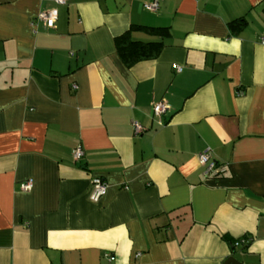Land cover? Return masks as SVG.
I'll return each mask as SVG.
<instances>
[{
	"label": "crops",
	"instance_id": "0c3cea01",
	"mask_svg": "<svg viewBox=\"0 0 264 264\" xmlns=\"http://www.w3.org/2000/svg\"><path fill=\"white\" fill-rule=\"evenodd\" d=\"M153 1L0 0V264H264V0ZM131 26L169 35L127 68Z\"/></svg>",
	"mask_w": 264,
	"mask_h": 264
},
{
	"label": "built area",
	"instance_id": "2783aa9c",
	"mask_svg": "<svg viewBox=\"0 0 264 264\" xmlns=\"http://www.w3.org/2000/svg\"><path fill=\"white\" fill-rule=\"evenodd\" d=\"M51 1L55 7L50 8L48 10H43L39 12V14L35 18V22L41 23L45 29H53L55 27V22L58 16L57 6H62L66 4V0H49ZM144 9L150 12H156L158 9L157 1H153L150 4H144ZM34 25V22H33ZM261 43L264 44V37L261 39ZM177 71H180L181 68L174 66ZM168 107L164 103H158L153 106V113L156 117L159 118L157 121L159 126H163V122L160 120V117L165 114ZM133 131L135 135H138L143 132L142 126L138 123H132ZM73 160L79 161L83 157V151L80 147H77L73 151ZM198 161L200 165L203 167V175L205 177H216L225 172L223 167H219L217 162H215L209 153V150L206 149L198 155ZM91 192L89 194V200L92 203H99L100 200L104 197L107 191V185L100 177H94L91 179ZM32 188V181L28 180L20 185L21 191H29ZM250 239L248 237L240 238L233 242L234 247H245L250 243Z\"/></svg>",
	"mask_w": 264,
	"mask_h": 264
},
{
	"label": "trees",
	"instance_id": "16d2710c",
	"mask_svg": "<svg viewBox=\"0 0 264 264\" xmlns=\"http://www.w3.org/2000/svg\"><path fill=\"white\" fill-rule=\"evenodd\" d=\"M246 22L243 18L237 19L228 24L232 35H236L243 27ZM134 31H142L145 34L158 37H166L169 35L167 28H152L145 26H131L126 32L114 39V46L116 53L121 62L130 68L134 64L154 59L158 56L161 49L163 48L160 42H149L143 43L133 41L131 39V33ZM232 248H234L233 241L231 242Z\"/></svg>",
	"mask_w": 264,
	"mask_h": 264
},
{
	"label": "water",
	"instance_id": "95a60500",
	"mask_svg": "<svg viewBox=\"0 0 264 264\" xmlns=\"http://www.w3.org/2000/svg\"><path fill=\"white\" fill-rule=\"evenodd\" d=\"M230 262L233 263L234 260H233V259H229V260H228V263L230 264Z\"/></svg>",
	"mask_w": 264,
	"mask_h": 264
}]
</instances>
